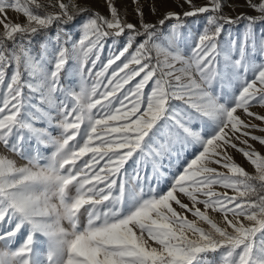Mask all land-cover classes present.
Here are the masks:
<instances>
[{"label":"snow or ice","instance_id":"snow-or-ice-1","mask_svg":"<svg viewBox=\"0 0 264 264\" xmlns=\"http://www.w3.org/2000/svg\"><path fill=\"white\" fill-rule=\"evenodd\" d=\"M134 3L135 24L112 0H0V264H264V0L155 22Z\"/></svg>","mask_w":264,"mask_h":264},{"label":"rangeland","instance_id":"rangeland-1","mask_svg":"<svg viewBox=\"0 0 264 264\" xmlns=\"http://www.w3.org/2000/svg\"><path fill=\"white\" fill-rule=\"evenodd\" d=\"M63 2L65 4H69V9H68L69 12H74V9L72 7V3L74 2L79 6L88 7L91 10L98 12L101 15L104 16L110 15L109 9L106 5V0H63ZM112 3H114V5L119 9L121 16L126 17L128 22L134 24L137 23L138 21V16L136 14L137 3H134V0H112ZM193 3L196 6H204L208 3V0H193ZM51 4L55 5L56 0H52ZM139 5L142 7V10L144 12V18L150 22H155L157 19L162 17L164 13L168 11L183 14V12L191 10L189 4L185 3V0H139ZM180 5H183V7H181ZM44 6L48 12L59 11L58 7H49L46 4ZM152 8L156 9L155 14H153V12L151 11ZM223 13L228 16H231L232 18H235L240 13H247L248 15H257V13H255L246 6V0H226L225 6L223 7ZM206 15L207 14H199L195 17H188L186 19V23L188 24L189 28L192 30L193 33L202 30ZM8 16L11 17L14 22H20V23L26 22L25 18L20 13H16L14 11L9 10ZM83 18L84 16L78 19L70 27L66 26L67 29L70 32H72L73 38H76L79 34L78 29L75 27V25L79 24V22ZM259 27L260 26L258 25V28ZM226 29H230L232 33V37L235 38L237 34L243 30V24L226 26ZM0 30H2V28H0ZM55 32H56V26H53L48 30V38L52 39L55 36ZM44 35L45 34L43 32L40 35H38L35 38V43H38L44 37ZM225 38H227V31L221 34L220 40L223 41ZM53 44H55L54 39H53ZM107 55H108V51L106 46L102 58L106 57ZM74 68L75 66L70 61L69 64L66 66V71L62 73L61 83L66 85L67 84L74 85L76 86V90H78L79 75L74 71ZM251 110L260 114H264V107H253ZM256 123L259 124L260 122L256 121ZM53 134L57 135L58 130H53ZM254 134L264 135V133L260 131H255ZM255 146L258 150L264 152V148H261V146L258 143H256ZM25 147L28 150L32 151L36 148V142L34 140L28 141L26 142ZM41 148L44 155H50L51 151L53 150L51 147L43 148V146H41ZM234 156L235 159L246 168V170H248L249 172L253 171L251 166L246 161H244L243 157L239 153H234ZM161 187L166 188L167 184L166 183L162 184ZM210 214L213 215L217 220L220 219L219 214L216 213H210ZM191 218L192 217L189 214V219Z\"/></svg>","mask_w":264,"mask_h":264},{"label":"trees","instance_id":"trees-1","mask_svg":"<svg viewBox=\"0 0 264 264\" xmlns=\"http://www.w3.org/2000/svg\"><path fill=\"white\" fill-rule=\"evenodd\" d=\"M85 15H88V13H85V14H83V15H81V16H77L76 17V19H75V21L73 22V23H69L67 26H71L72 24H74L78 19H80L81 17H83V16H85Z\"/></svg>","mask_w":264,"mask_h":264},{"label":"built area","instance_id":"built-area-1","mask_svg":"<svg viewBox=\"0 0 264 264\" xmlns=\"http://www.w3.org/2000/svg\"><path fill=\"white\" fill-rule=\"evenodd\" d=\"M40 2L42 3V4H46V5H49V3H51L52 2V0H40Z\"/></svg>","mask_w":264,"mask_h":264},{"label":"crops","instance_id":"crops-1","mask_svg":"<svg viewBox=\"0 0 264 264\" xmlns=\"http://www.w3.org/2000/svg\"><path fill=\"white\" fill-rule=\"evenodd\" d=\"M0 150H2V149H0ZM30 151V150H29ZM18 159H19V157H18Z\"/></svg>","mask_w":264,"mask_h":264}]
</instances>
